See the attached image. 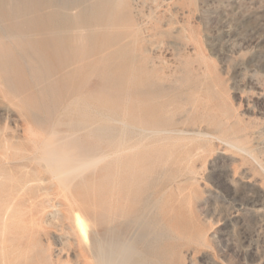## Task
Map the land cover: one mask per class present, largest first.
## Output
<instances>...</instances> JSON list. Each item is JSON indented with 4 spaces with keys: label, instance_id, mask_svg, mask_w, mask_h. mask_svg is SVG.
Returning <instances> with one entry per match:
<instances>
[{
    "label": "rangeland",
    "instance_id": "obj_1",
    "mask_svg": "<svg viewBox=\"0 0 264 264\" xmlns=\"http://www.w3.org/2000/svg\"><path fill=\"white\" fill-rule=\"evenodd\" d=\"M59 2L0 0V264H264V0ZM43 143L110 155L63 192Z\"/></svg>",
    "mask_w": 264,
    "mask_h": 264
},
{
    "label": "bare ground",
    "instance_id": "obj_2",
    "mask_svg": "<svg viewBox=\"0 0 264 264\" xmlns=\"http://www.w3.org/2000/svg\"><path fill=\"white\" fill-rule=\"evenodd\" d=\"M111 1L112 0H60L59 3H60V9H62L64 13H69V11H71L72 9H75L79 14L86 12L88 9L92 11L95 10L97 7L96 6L97 3H100L104 7L108 5L109 9L108 8L106 9L107 11L106 13L108 14V16L102 19V16L105 14L104 13L105 10H103L102 14L101 13L99 14L96 12L95 14H92L87 19V22L83 23V25L85 24L114 25V23L112 22V18H110V8H113ZM126 25H131V24L127 23ZM132 25H138V24L135 23ZM135 33L136 32L134 31V34ZM122 124L126 125L123 122ZM138 130L140 131L141 134H145V135L169 134V131H167L166 129L160 128L156 125H143V126L138 127ZM26 132L30 136H33V137L38 136L37 133L34 132V130L31 129L30 127L26 128ZM234 145H236L234 146V148L238 147L237 144L234 143ZM135 147L137 146L127 147L124 145H120L116 150H114L113 154H116L117 152L120 153V152L129 150V149H133ZM38 149L41 150L40 151L41 154L38 159L47 167V169L52 174V178L60 185L63 192L68 190L69 188L68 180L70 178H72L75 175H81L86 170L99 165L104 159H106L110 155V153L106 152V153H101V154L94 155L91 157L87 156V158L85 159H79L72 154L65 153L62 150H56L50 143H43L41 147L40 146L38 147ZM39 150L37 151L39 152ZM10 207L11 206H9V208ZM70 207L72 208L74 221H75V224L77 225V230L79 229V232H81V235L82 234L84 235V233L89 232V231L91 232L93 223L88 222V219L83 216V214L81 213L79 209H75L73 206H70ZM6 209H7L6 211L9 210L8 208ZM87 222L89 224H85ZM83 235L80 237H83ZM84 236L85 238L84 239L81 238V239L83 240V242L85 241L84 243H86V246L89 249H92L93 243L91 239L89 238V236L87 237V234ZM86 237L88 241L85 240ZM126 253H127L126 247H122L119 250H109L107 252H104L101 250V251H98L97 257L95 258L96 259L95 262H97L98 264H126Z\"/></svg>",
    "mask_w": 264,
    "mask_h": 264
}]
</instances>
